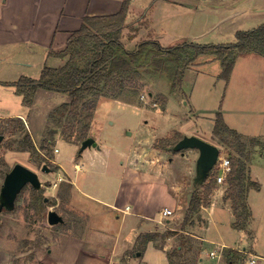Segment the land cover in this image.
I'll use <instances>...</instances> for the list:
<instances>
[{
	"label": "rangeland",
	"instance_id": "rangeland-1",
	"mask_svg": "<svg viewBox=\"0 0 264 264\" xmlns=\"http://www.w3.org/2000/svg\"><path fill=\"white\" fill-rule=\"evenodd\" d=\"M138 3L146 4V1ZM263 25L264 0L157 1L146 7L138 22L127 25L120 37L128 51H134L144 41H156L165 49L184 44L222 47L235 43L238 33ZM61 40L62 36H58L54 49ZM42 51L40 46L29 43L23 36L0 42V117L24 115L31 133L27 123L22 121L41 153L37 156L18 152L24 133L5 125L0 118V194L7 175L16 164L36 173L42 184L39 190L26 186L14 209L0 212V253L15 257V264H36L34 259L46 257L56 242L65 237L84 235L89 227V218L80 211L81 205L74 197L70 177L85 192L84 196H79L80 203L87 207H100L90 199L101 198L106 203L111 202L121 183L126 156L133 149L135 160L142 159L146 166L154 164L157 166L155 172H159V164L167 163L176 155L166 152L167 147L172 143L176 145L184 136H194L217 146L220 156L228 159L237 157V151L246 144L249 175L253 182L260 184V189H252L249 194L248 201L254 214L251 234L239 233L228 227L231 214L223 205H218L215 215L209 218L203 209L201 221L195 220L190 232L213 242V245L205 244L208 252L223 242L264 255V57L238 54L228 82L221 78L222 64L213 55L202 56L191 65L189 62L190 66L185 70L180 63L171 65L169 69L156 70L150 67V57L148 67L151 74L143 76L140 96L134 105L113 100L100 102L90 137L96 140L102 152L94 148L82 154L81 144L60 138L56 139L53 149L43 154L41 147L48 134L49 118L54 110L69 102V96L40 89L28 107L24 105L23 97L16 94L15 87L22 78L38 80L41 77L42 63L45 62ZM188 54L192 56L189 51ZM65 62L51 59L47 67L60 68ZM30 64L34 67L27 68ZM182 71V78L176 75ZM218 114L223 116L230 129L241 135L240 142L228 136L213 138ZM4 129L7 130L3 133ZM183 153L186 156L179 153L181 155L171 163V170L180 175V181L190 170L193 175L182 196H178L177 211L168 219L170 224L166 221L163 225L151 223L149 229L152 231L159 226L161 230L181 233L195 191L194 178L199 158L196 150ZM54 161L61 164L70 176L56 167ZM77 164L83 167L78 173L75 171ZM44 166L50 169V173L42 171ZM217 188L216 185L215 190ZM221 195L215 191L212 202L214 198L217 203L224 202ZM219 199L221 201L218 202ZM227 205L231 210L230 203ZM51 211L62 216L64 224L50 226L48 214ZM217 216L223 221L222 227ZM181 244L182 241L176 237L168 240L166 247L169 251ZM199 245L194 243L193 252L187 255L190 263ZM211 263L209 260L201 262ZM244 263H247L246 257L241 255L238 264Z\"/></svg>",
	"mask_w": 264,
	"mask_h": 264
},
{
	"label": "trees",
	"instance_id": "trees-1",
	"mask_svg": "<svg viewBox=\"0 0 264 264\" xmlns=\"http://www.w3.org/2000/svg\"><path fill=\"white\" fill-rule=\"evenodd\" d=\"M128 10L129 1H126L121 12L116 15L86 18L81 28L71 34L66 47L62 51L51 53L54 57L66 61L63 67H45L38 80L22 78L16 83V94L23 97V103L28 107H31L35 94L40 89L66 94L70 98V102L54 110L49 118L48 134L41 147L43 154L53 149L57 137L70 143L78 142L79 145L90 138L97 108L103 100L134 105L140 96L143 76L151 74L148 67L150 57V67H155L156 70H162L163 67L169 69L175 63H180L185 70L200 57L213 55L221 62V78L227 82L235 68L238 54H256L264 57V25L252 31L238 33L236 42L228 46L184 44L178 48L165 49L156 41H144L134 51H128L120 37L122 30L126 29ZM188 51L192 53L191 57ZM183 54L186 57H183ZM178 73L176 75L182 78L184 71ZM2 120L10 128L19 129L21 134L24 133V140L21 141L18 152H30L37 156L41 154L22 119ZM5 130L7 129H4L3 133ZM213 134L216 138L232 137L237 142H240L241 138L239 133L227 126L221 114H218ZM245 145L237 151V157H230L232 171L227 178L224 195V202L230 203L234 215L232 227L237 231H245L250 227L253 214L248 201L249 194L252 189H260V184L250 178ZM257 145L260 146L259 143ZM174 147L175 144L172 143L166 152H173ZM215 189L216 179L213 176L204 184L195 186L180 235L178 231H165L157 226L152 232L138 238L136 253L143 256L144 249L150 243L157 249L167 250L166 242L179 237L182 244L178 248L167 250L169 264H199L203 244L190 229L195 226V220L201 221L202 210L211 207V197ZM198 241L200 243H197ZM194 243L200 244L201 248H197L190 263L187 255L193 252ZM226 260L228 264H238L241 255L228 251Z\"/></svg>",
	"mask_w": 264,
	"mask_h": 264
},
{
	"label": "crops",
	"instance_id": "crops-1",
	"mask_svg": "<svg viewBox=\"0 0 264 264\" xmlns=\"http://www.w3.org/2000/svg\"><path fill=\"white\" fill-rule=\"evenodd\" d=\"M126 1H129L127 27V25L139 21L141 13L148 5L157 1L167 3L169 0H145L146 4L138 3L140 0H0V42H9L18 35L25 37L29 43L40 46L45 55V62L42 63L43 71L51 59L60 60L51 53L62 51L66 47L71 34L81 28L86 18L116 15L121 12ZM58 36H62V40L59 41L58 47L54 49ZM26 67L31 68L34 66L30 64ZM12 118L24 120L31 133L30 125L24 115L18 114ZM95 149L102 152L99 146ZM86 151L88 149L82 154H85ZM181 154L186 156L184 153ZM181 154L169 158L167 163H160V171L155 172L157 170L156 165L146 166L142 163V159H134L133 149L131 154L126 156L121 183L111 202L106 203L101 198L90 199L100 207H87L81 204L79 196H84L83 193L85 192L70 177L74 197L79 200L80 211L89 218V227L81 237H65L56 242L53 251H48L46 257H36L34 259L36 264H169L167 250L157 249L153 243L146 246L143 256H138L140 254L136 253V249H138V238L152 232L149 229L150 224L154 222L159 224L161 211L169 209L173 211V215L177 211L178 196H182L189 178L193 175V171L190 170V173L183 175L180 181V175L171 170V163ZM192 157L195 158V155H192ZM53 163L65 175L70 176V173L61 164L57 165L55 161ZM82 170L83 167L80 165L75 166L76 173ZM221 189L224 190L220 191ZM215 191L217 194H222L221 200L224 199L226 185L218 186ZM221 200L219 199L218 202ZM216 201L214 198L211 207L204 210L207 212V218L215 215L218 205H223L224 208L227 207L231 214L228 227L234 230L232 227L234 222L232 209L230 210L228 203L222 201L217 203ZM170 218L165 220L166 224H170L171 221L168 220ZM218 219L222 227L221 217H218ZM253 220L254 214L252 222ZM210 223L208 220L209 225ZM237 232L251 234V225L247 230ZM199 239L203 242L202 257L199 264L203 263L204 260L216 264V260L210 259L208 256L212 250L208 252L205 245L213 242L208 241L205 237ZM218 245H224L231 250L244 251L245 254L233 250V252L240 255H245L246 261L253 257L255 264H264L263 254H254L248 249L240 247V245L228 246L223 242L218 243L217 247ZM230 249L225 251V255L228 251H231ZM0 255H2L0 264H15V257L13 258L5 253H0ZM28 262L30 263L31 260ZM224 264H228L226 259Z\"/></svg>",
	"mask_w": 264,
	"mask_h": 264
},
{
	"label": "water",
	"instance_id": "water-1",
	"mask_svg": "<svg viewBox=\"0 0 264 264\" xmlns=\"http://www.w3.org/2000/svg\"><path fill=\"white\" fill-rule=\"evenodd\" d=\"M91 148H98L96 140L92 137L82 142L80 151L82 153ZM187 150H197L199 152L194 183L195 186L202 185L213 171L220 157V150L217 146L207 143L197 137L185 136L175 145L173 153L179 154ZM42 171L50 173V169L47 166H44ZM28 185H31L35 190H39L42 187L36 173L23 165L16 164L7 175L1 189L0 212L13 210L18 196ZM48 223L50 226H58L64 224V219L57 212L51 211L48 214Z\"/></svg>",
	"mask_w": 264,
	"mask_h": 264
},
{
	"label": "built area",
	"instance_id": "built-area-1",
	"mask_svg": "<svg viewBox=\"0 0 264 264\" xmlns=\"http://www.w3.org/2000/svg\"><path fill=\"white\" fill-rule=\"evenodd\" d=\"M231 171H232V165H231L230 159L223 157V156H220L218 158L216 165L214 166L213 171L211 172V176H213L216 179V185L217 186H225L227 178L230 175ZM62 180L63 179L60 178V181H62ZM171 216H173V211L169 210V209H164L163 211H161L160 220L158 223L160 225H163L164 221L167 218H170ZM229 249L230 248H228L224 245H218V247H216L214 250H212L208 254V256L210 259L216 260V264H224V260L226 259L225 251L229 250ZM233 250H235V249H232L231 251H233ZM235 251H238L240 253L245 254L244 251H240L237 249ZM246 264H255V259L253 257H251L249 259V261H247Z\"/></svg>",
	"mask_w": 264,
	"mask_h": 264
}]
</instances>
